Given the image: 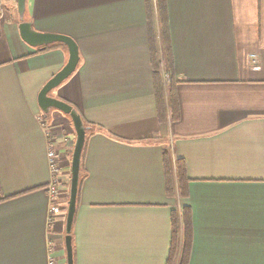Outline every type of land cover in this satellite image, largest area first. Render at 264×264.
Masks as SVG:
<instances>
[{
	"label": "crops",
	"instance_id": "1",
	"mask_svg": "<svg viewBox=\"0 0 264 264\" xmlns=\"http://www.w3.org/2000/svg\"><path fill=\"white\" fill-rule=\"evenodd\" d=\"M180 120L161 123L145 0H27L25 21L79 46L52 94L96 127L82 160L74 264H167L172 211L188 206L189 264H264V0H167ZM0 22V264H67L76 132L39 95L69 61L22 38L17 0ZM59 155L61 213L49 221ZM165 153L189 197L168 194ZM175 168V166H174Z\"/></svg>",
	"mask_w": 264,
	"mask_h": 264
},
{
	"label": "trees",
	"instance_id": "2",
	"mask_svg": "<svg viewBox=\"0 0 264 264\" xmlns=\"http://www.w3.org/2000/svg\"><path fill=\"white\" fill-rule=\"evenodd\" d=\"M145 4L151 38L152 69L155 81L158 115L161 123H174L180 120L177 95V85L179 82L176 80L174 74L168 3L167 0H145ZM55 45L42 47L39 50L45 51ZM164 67L167 72L166 75L170 77L167 87L164 86L165 81L163 80L162 72ZM83 121L88 130V139L89 135L98 129L87 123L84 119ZM165 165L168 176L169 196L177 195L179 199H187L189 197L190 180L187 175L185 163L177 160L173 165L171 155L165 153ZM172 231L171 251L167 264H189L193 239V222L190 207L185 206L180 210L172 211Z\"/></svg>",
	"mask_w": 264,
	"mask_h": 264
},
{
	"label": "water",
	"instance_id": "3",
	"mask_svg": "<svg viewBox=\"0 0 264 264\" xmlns=\"http://www.w3.org/2000/svg\"><path fill=\"white\" fill-rule=\"evenodd\" d=\"M18 12L20 15L21 25L20 32L23 40L33 48L48 47L55 44H62L67 47L69 52V61L66 66L56 74L43 88L39 95V107L43 114L50 115L53 111H57L72 121L76 132V142L71 163V183L70 197L67 209L66 220V251L67 264H74L73 253V225L77 213L78 194L82 174V158L87 141V128L84 124L80 113L70 104L61 101L54 96L53 92L61 87L69 80L77 71L80 64V51L77 43L70 37L63 35L41 34L33 29L31 23L25 21L27 11V0H17Z\"/></svg>",
	"mask_w": 264,
	"mask_h": 264
},
{
	"label": "built area",
	"instance_id": "4",
	"mask_svg": "<svg viewBox=\"0 0 264 264\" xmlns=\"http://www.w3.org/2000/svg\"><path fill=\"white\" fill-rule=\"evenodd\" d=\"M7 0H0V22L2 20L1 13L5 8ZM41 122L45 125L46 115L41 114ZM49 161L51 164L53 175L55 176L53 184L49 187V200L51 207L49 210V221H52L54 216H57L61 213V190L59 189V178L58 175L61 173V165L59 163V155L55 148H49ZM48 264H59V261L52 256L49 257Z\"/></svg>",
	"mask_w": 264,
	"mask_h": 264
},
{
	"label": "rangeland",
	"instance_id": "5",
	"mask_svg": "<svg viewBox=\"0 0 264 264\" xmlns=\"http://www.w3.org/2000/svg\"><path fill=\"white\" fill-rule=\"evenodd\" d=\"M162 73H163V80L165 81V82L163 81V82H164V86L167 87V86L169 85L168 80H169L170 77H169L168 75H166L167 72H166V70H165V67H164ZM165 75H166L167 77H166ZM166 81H167V82H166ZM167 89H168V88H167ZM167 91H169V90H167ZM56 112H57V111H56Z\"/></svg>",
	"mask_w": 264,
	"mask_h": 264
}]
</instances>
